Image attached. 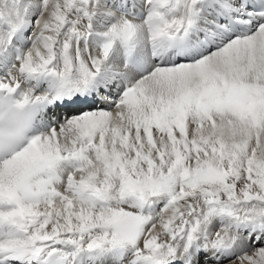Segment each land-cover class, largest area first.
Returning a JSON list of instances; mask_svg holds the SVG:
<instances>
[{
    "label": "bare ground",
    "instance_id": "bare-ground-1",
    "mask_svg": "<svg viewBox=\"0 0 264 264\" xmlns=\"http://www.w3.org/2000/svg\"><path fill=\"white\" fill-rule=\"evenodd\" d=\"M68 1L26 0L17 19L13 11H4V19H0V70L12 71L8 72L11 78H0V83L23 93L26 82L42 75L48 77L50 87L44 92L74 85L97 86L110 92L109 102L105 107L68 110L66 118L63 111L59 127L37 135L31 146L0 164V173L9 177L33 157L37 159L33 163L77 160L76 168L65 172L57 187L60 198L40 205L18 204L15 210L0 213V219L9 215L25 220L27 232L22 237L12 230L17 238L1 239L0 259L26 256L33 249L43 254L53 250L68 254L72 247L75 252L123 247L132 252L131 264H196L197 260L201 264H264V218L237 224L238 220L223 219L221 225L213 223V234L198 230L199 237H189L185 232L182 238L177 235L172 242L165 240L164 247L159 246L154 240L162 235L168 238L179 206L160 195L145 207L132 198L114 197L130 195L123 193L125 185L119 173L107 168L118 156L153 155L154 148L170 147L188 135L209 136L228 145L260 140L259 152H264V47L259 45L264 46V26L245 38L217 42L205 25L208 21L202 15L200 0H141L139 10L144 14L135 20L118 13L117 8L126 5L132 10L128 2L137 0H80L74 5ZM64 9L69 16L62 21L59 13ZM190 24L198 27L206 45L214 41L216 46L190 63L166 66V55L155 43L157 38ZM60 26L71 29V45L62 41ZM9 41L19 49L14 56L6 45ZM122 44L155 68L144 76L123 68ZM70 62L81 67L74 68ZM113 76H123L130 88L116 90ZM165 79L172 80L168 88ZM181 92L187 94L178 98ZM181 100L190 101L197 111L188 107L193 110L188 115L187 107L177 105ZM205 115L214 123H207ZM210 151L208 155L213 156ZM20 160L23 163L14 165L17 168L11 172L9 165ZM198 160L187 164L190 172L199 165ZM15 178L13 175L8 184L0 185L1 196L8 195ZM118 203L125 207H118ZM63 244H70L68 250ZM109 262L115 264L112 256L100 261Z\"/></svg>",
    "mask_w": 264,
    "mask_h": 264
},
{
    "label": "rangeland",
    "instance_id": "rangeland-1",
    "mask_svg": "<svg viewBox=\"0 0 264 264\" xmlns=\"http://www.w3.org/2000/svg\"><path fill=\"white\" fill-rule=\"evenodd\" d=\"M25 1L0 0V19H4V11L8 9L10 12L13 11V18H20L22 14L20 7ZM78 1L80 0H69L67 3L74 5L78 4ZM56 3L61 4L62 2L57 1ZM67 13L69 14L65 9L63 12L60 11L59 18L62 21L66 20L69 16ZM58 28L64 31L62 41L68 46L71 37H66L64 40L66 30L61 26ZM259 45L264 47L263 43ZM69 65H73L74 68L81 67L72 62ZM164 75L169 76V73H164ZM164 81L168 88L172 80L165 79ZM180 83L184 84V82ZM185 92L190 93L191 91L186 90ZM185 92H181L177 97L187 94ZM189 102L181 100L177 105L189 109L188 107H193ZM193 108L197 111L195 107ZM187 111L188 115L193 113L191 108ZM237 111H239L238 107L235 112ZM205 116L207 123L210 125L214 123L212 117ZM262 119H264V114H262ZM261 121L264 123L263 120ZM158 148L160 149L156 147L154 148L156 151L152 150L155 153L153 155L150 152L142 155L136 154L137 156L133 157L118 156L113 163L108 164L107 168L110 166L108 169H114L112 171L121 176V183L125 185L123 193L134 195L139 200L144 199V203L133 199L141 206L158 195L164 197L165 201L175 207L179 206L177 220L172 224L168 238L162 235L166 238L161 236L154 240L159 246L164 247L167 244L165 240L172 242L177 235L182 238L185 232H188L189 237H199L198 230L200 232L215 230L212 228L213 223L221 225L223 219L225 221L227 219L238 220L235 223L237 224L256 217L264 218V152H259L261 150L260 140L228 145L227 142L216 141L213 137L197 135L190 138L188 135L183 136L181 141L171 144L170 147ZM208 149L211 150L210 153H214L213 156L208 155ZM198 158L201 159L197 162L198 167L196 166L194 171L190 172L187 164L192 159ZM33 160L36 161V157H33ZM33 160L29 163H33ZM19 162L23 163L22 160L17 161L9 165L8 169L12 172L21 164ZM29 163L24 162V164ZM15 172H12L9 177L0 173L1 187L8 184L13 175L16 176L19 173Z\"/></svg>",
    "mask_w": 264,
    "mask_h": 264
}]
</instances>
